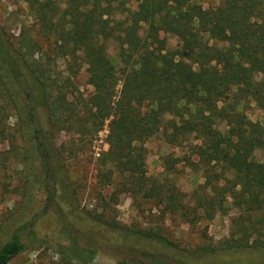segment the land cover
Segmentation results:
<instances>
[{
  "label": "trees",
  "instance_id": "obj_1",
  "mask_svg": "<svg viewBox=\"0 0 264 264\" xmlns=\"http://www.w3.org/2000/svg\"><path fill=\"white\" fill-rule=\"evenodd\" d=\"M25 1L39 26L60 43L57 52L71 46L72 52L81 53L93 87L92 95L80 101V116L78 104L67 99L69 79L60 74L56 80L42 68L20 63L12 59L6 45H0V84L27 142L24 164L28 166L30 154H39L45 172L41 180L49 195L54 194L49 182H56V172L62 169L53 132L75 130L92 135L108 120V150L101 165L113 164L123 176L122 189L166 200L170 212L183 210L179 192L172 187L164 193L155 180L146 177L142 144L154 136L172 145L185 142L197 157L194 163L185 160L203 173L199 204L209 210L207 217L230 197L232 205L253 217L250 229L241 228L245 238L261 234L264 161L256 160L254 153L264 149V125L250 120L246 110L253 106L264 114L262 2L222 0L216 8L203 9L193 0ZM115 14L124 17L119 21ZM120 25L125 33L116 37L115 28ZM139 31H144L141 36ZM160 33L175 37V47L168 48ZM113 38L120 43L124 59L120 77L106 51V42ZM3 64L11 77L2 73ZM11 81L15 82L12 89ZM31 88L34 95L27 91ZM37 106L46 113V130L36 125ZM101 177L108 183L106 175ZM60 187L69 198L68 185ZM145 234L165 241L152 231ZM235 246L264 247V240L237 241ZM23 250L20 233H13L0 247V264Z\"/></svg>",
  "mask_w": 264,
  "mask_h": 264
},
{
  "label": "rangeland",
  "instance_id": "obj_2",
  "mask_svg": "<svg viewBox=\"0 0 264 264\" xmlns=\"http://www.w3.org/2000/svg\"><path fill=\"white\" fill-rule=\"evenodd\" d=\"M193 1L203 9L222 3ZM259 1L264 7V0ZM129 7L134 9L135 4ZM114 17L120 21L124 16ZM124 28H115V36H123ZM142 32L139 31L140 36ZM159 37L166 40L168 48L177 44V39L169 34L160 33ZM1 44L8 47L12 59L42 68L56 80L60 74L69 79L67 99L78 104L79 115H83L80 101L92 95L93 87L88 83L81 53L72 52L71 46L57 52L60 43H55L53 35L39 26L27 1L0 0ZM106 51L120 77L124 60L120 43L114 38L108 40ZM1 61L0 58V64ZM3 67L2 73L11 77L9 67ZM9 85L12 89L15 82ZM27 91L34 95L32 88ZM37 107L36 125L46 130V113ZM246 114L264 125V114L259 109L252 106ZM108 122L105 120L92 135L75 130L53 132L62 169L56 172V182H49L54 189L51 196L42 184L45 172L39 154L33 152L28 166L24 164L27 142L14 106L0 84V247L15 232L20 233L24 243V250L7 264H264V247L235 248L237 241L242 244L245 240H264V230L246 239L241 228L250 229L253 217L232 205L230 197L207 217L209 210L199 204L203 173L185 160H197L187 143L172 145L154 136L142 144L146 177L155 180L164 193L172 187L179 192L183 210L170 212L166 200L144 198L122 189L123 176L113 164L101 165L108 150ZM32 131L29 127V133ZM254 154L256 160L264 161V149ZM65 183L69 198L60 187ZM147 231L159 234L165 241L145 236Z\"/></svg>",
  "mask_w": 264,
  "mask_h": 264
}]
</instances>
